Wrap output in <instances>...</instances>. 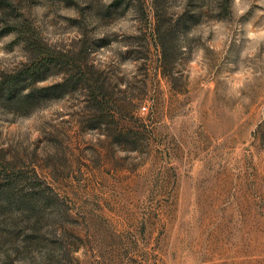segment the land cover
<instances>
[{
  "label": "rangeland",
  "instance_id": "1",
  "mask_svg": "<svg viewBox=\"0 0 264 264\" xmlns=\"http://www.w3.org/2000/svg\"><path fill=\"white\" fill-rule=\"evenodd\" d=\"M115 1H13L48 46L84 50L108 103L96 119L81 89L27 116L0 107V264H264V0L222 19ZM195 7L170 81L157 19ZM5 31L0 78L26 61Z\"/></svg>",
  "mask_w": 264,
  "mask_h": 264
},
{
  "label": "trees",
  "instance_id": "2",
  "mask_svg": "<svg viewBox=\"0 0 264 264\" xmlns=\"http://www.w3.org/2000/svg\"><path fill=\"white\" fill-rule=\"evenodd\" d=\"M14 0H0V23L6 31L14 34L26 54V61L18 69L7 72L0 78V107L7 108L17 116H27L44 107L51 101L59 100L68 92L83 90L87 103L94 111V117L104 113L106 101V83L101 81V74L88 62L87 56L80 57L72 51H57L39 38L35 29L16 8ZM204 3L212 18L222 19L232 14V0H187V4ZM116 4L117 0L115 1ZM200 9V7H198ZM193 9L191 15L183 12L176 19L160 23L157 19L155 40L160 48V67L164 77L175 79V60L178 56L177 40L185 26L195 25L202 11ZM63 75L62 80L48 86H39L50 75ZM98 75L97 78H94ZM99 124L100 123L99 121ZM264 129V120L259 124L257 133ZM257 135V134H256ZM264 144V138L261 139ZM40 200L33 194L31 200ZM35 201L34 203H36ZM38 203V202H37Z\"/></svg>",
  "mask_w": 264,
  "mask_h": 264
},
{
  "label": "clouds",
  "instance_id": "3",
  "mask_svg": "<svg viewBox=\"0 0 264 264\" xmlns=\"http://www.w3.org/2000/svg\"><path fill=\"white\" fill-rule=\"evenodd\" d=\"M135 23V21H128L127 24L130 26L131 24ZM264 34V33H262ZM255 35V34H254ZM136 61L129 58L128 60L124 61L121 65L123 71L129 75V78H131L132 75L135 74L136 71Z\"/></svg>",
  "mask_w": 264,
  "mask_h": 264
}]
</instances>
